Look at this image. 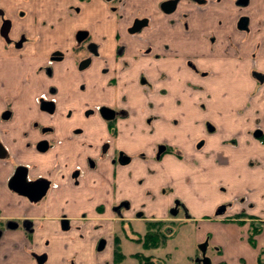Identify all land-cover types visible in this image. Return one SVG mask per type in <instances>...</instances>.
<instances>
[{
	"label": "flooded vegetation",
	"instance_id": "af4514ba",
	"mask_svg": "<svg viewBox=\"0 0 264 264\" xmlns=\"http://www.w3.org/2000/svg\"><path fill=\"white\" fill-rule=\"evenodd\" d=\"M67 1L65 8L53 1V22L43 19L35 36L13 29L0 7V27L10 21L6 35L0 33V58L25 71L16 81L0 76V248L20 241L25 253L23 259L7 251L6 264L15 257L17 264H54L51 241L41 236L46 221L64 240L61 250L85 241L99 255L107 246V215L121 225L155 220L121 198L123 175H131L126 169L136 160L161 161L171 152L169 125L178 121L152 112L185 106L193 91L209 99L202 83L216 78L217 66H248L253 95L264 97V0ZM93 2L101 5L98 26L89 23ZM214 129L205 121L207 133ZM252 136L264 143L262 115ZM202 144L200 138L195 146ZM181 208L187 211L175 199L167 214L176 217ZM73 254L60 264H76Z\"/></svg>",
	"mask_w": 264,
	"mask_h": 264
},
{
	"label": "crops",
	"instance_id": "0c3cea01",
	"mask_svg": "<svg viewBox=\"0 0 264 264\" xmlns=\"http://www.w3.org/2000/svg\"><path fill=\"white\" fill-rule=\"evenodd\" d=\"M53 1L0 0V7L5 8L7 16L14 21L13 29H25L35 36L37 29H41L43 19L53 22ZM61 6L64 7L65 3L61 2ZM89 6H95V2ZM88 18L92 26L101 25L103 21L99 11L90 13ZM99 20H102L101 24ZM2 46L0 40V54L3 53ZM214 70L216 78L202 83L204 90L211 94L209 99H205V92L193 91L192 103H187L185 97V106L169 111L170 119H178L177 125H169L167 140L174 152L165 154L161 161L136 160L126 169L131 171V175H123L121 198L128 199L131 206L136 205L133 209L144 208L148 215L159 218L165 216L173 201L178 199L185 207L193 209L189 219L197 225L199 240L206 241L207 247L210 243L216 252L210 264H259L261 251L264 259V143L254 138L252 131L257 116L262 115L264 127V97L262 94V107L251 106L256 99L252 92L254 82L247 73L248 66L233 68L225 63ZM24 73L12 60L0 58V76L10 80L13 77L16 81L22 79ZM194 79L198 81L197 77ZM176 84L177 89L183 87L179 81ZM2 95L0 89V107L3 105ZM200 101L208 105L206 110L197 109ZM158 109L162 111L156 113L164 110L161 107ZM205 121L214 124L213 132H206ZM200 138L203 144L196 148L195 144ZM128 150L135 151L132 148ZM140 150L149 151L148 147L137 145L136 151ZM138 179L142 183L138 184ZM182 189L189 193V200L184 201ZM190 201L194 203H187ZM222 205H225V211L216 215ZM46 212L51 214L53 210L50 208ZM242 212L246 217L240 218L243 222L239 223L235 216ZM125 216L130 217L131 211L130 215ZM252 224L259 228L254 236L256 246L248 242ZM42 229L41 236L51 241L53 261V255L63 248L64 240L54 236L53 223L46 221ZM18 236V233H12L10 238L13 240ZM18 242L16 248L9 247L12 246L10 243L0 248L1 264H6L4 254L7 251L24 259L25 253ZM22 264L31 263L26 261Z\"/></svg>",
	"mask_w": 264,
	"mask_h": 264
},
{
	"label": "rangeland",
	"instance_id": "374dc122",
	"mask_svg": "<svg viewBox=\"0 0 264 264\" xmlns=\"http://www.w3.org/2000/svg\"><path fill=\"white\" fill-rule=\"evenodd\" d=\"M60 1L65 3L64 8L66 7V5L71 3V1H67V0H60ZM99 10H101V5L99 2H95V6L93 7L91 6L87 7V11H90V13H94L95 11L98 12ZM19 14L21 15L22 13ZM6 15H7V11H6ZM101 16L103 17L102 13ZM11 21L13 22V27H14L15 23L12 19ZM44 24L47 26L51 25L48 19H44ZM256 97H257L255 98L256 101L253 100L251 102V106L254 105L256 108L262 107L261 99L258 98V96ZM155 99L156 101L160 100L158 97H156ZM171 110H174V108L170 107L169 109H164L162 113H156V112H152V113H155V115L164 114V116H167L170 115L169 111ZM154 111L161 112L162 110L155 108ZM174 119L176 118L174 117ZM170 148H171V152H174V148L172 146H170ZM164 190L169 191L168 188L167 189L165 188ZM181 192L185 195V197L183 196L185 199L184 201L189 200V196H190L189 193L188 192L185 193L183 189L181 190ZM191 202L194 203L193 201L187 203H191ZM132 208H136V205L132 206ZM185 208L187 211H184L181 208L180 212L178 213V215H176V217H172L171 215H168L166 213L164 214L165 216H162L160 219L159 217H155V220H165L167 222L172 223L171 225H169V228H166L167 235H170V237L168 238L166 244L163 247H159L157 249H145L142 245V242H138L136 240L137 237H143V235L145 234L146 224L144 219L134 218L131 220L130 224H125V221H123V224L121 225L118 223L119 220H114L113 218H109V215H107V219L105 220L106 221L105 226L103 227V232H102L104 237L107 239V246L99 255L92 253V250L89 246L90 243L87 244L85 241L84 242L77 241L74 243L71 249L67 250L66 252H63L61 250L57 251L53 255V258L55 259L53 261L57 262L54 264H60V260L62 259V256H64L66 259V256L69 255L70 257V255H72L73 253H74L73 259L76 264H140L139 257H136L135 256L136 254H142L145 257L147 256L148 261H150L153 264H202V263H198L196 259L202 257L203 255L210 258V260H212L213 256H216L215 254L216 252H214L213 246L209 243L208 247L206 248V252L204 254L201 253L199 249V245L204 241L199 240L197 225L194 221H191L189 218H185V214L186 213H188V215L191 214L193 212V209L190 207H185ZM202 209H204V206L202 207ZM124 214L130 215V211L129 213L124 212ZM245 217H241V218H245ZM237 221L243 222L242 220H240V218H237ZM88 227L89 225L85 226V229H83L85 235L88 234V232L91 230ZM114 235H116L118 238L120 252L123 255V258H120V261L118 263H114L113 260V247H114L113 240H115ZM13 262L17 264L18 262L17 257L14 258Z\"/></svg>",
	"mask_w": 264,
	"mask_h": 264
},
{
	"label": "trees",
	"instance_id": "16d2710c",
	"mask_svg": "<svg viewBox=\"0 0 264 264\" xmlns=\"http://www.w3.org/2000/svg\"><path fill=\"white\" fill-rule=\"evenodd\" d=\"M245 213H238L235 217L241 218L245 217ZM242 223V222H239ZM146 231L143 237H137L138 242H142V245L145 249H157L159 247H163L170 235H167L166 228H169L171 222H167L165 220H149L145 222ZM251 230L248 233V242L252 246H256V241L254 236L257 234L259 228L255 225H251ZM136 257H139L140 264H153L148 261V257L143 256L142 254H136ZM143 257V258H142ZM120 258H123L122 253L120 252L119 241L117 236L114 240V248H113V260L114 263H118ZM258 263L264 264V259H262V251L258 257Z\"/></svg>",
	"mask_w": 264,
	"mask_h": 264
},
{
	"label": "water",
	"instance_id": "95a60500",
	"mask_svg": "<svg viewBox=\"0 0 264 264\" xmlns=\"http://www.w3.org/2000/svg\"><path fill=\"white\" fill-rule=\"evenodd\" d=\"M9 27H10V21H9V20H5V21H3V23H2V25H1V27H0V29H1V30H0V33L2 34V36H5V35H6V33H7L8 29H9ZM177 203H178V201H176V204H177ZM224 211H225V206L222 205V206L217 210L216 215L221 214V213H223ZM173 214H174V213H173ZM103 245H104V240L101 241V244H100L99 248H102ZM206 246H207V242H206V241L203 242V243H201V244L199 245V249H200V251H201L202 254H204V253L206 252ZM196 261H197V262H201L202 264H210V258H208V257H206V256H204V255H203L201 258H197Z\"/></svg>",
	"mask_w": 264,
	"mask_h": 264
}]
</instances>
